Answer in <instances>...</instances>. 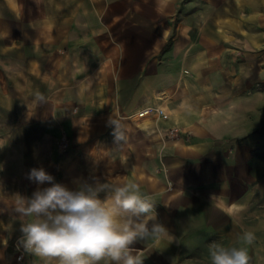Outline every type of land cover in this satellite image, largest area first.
I'll list each match as a JSON object with an SVG mask.
<instances>
[{"label": "crops", "instance_id": "crops-1", "mask_svg": "<svg viewBox=\"0 0 264 264\" xmlns=\"http://www.w3.org/2000/svg\"><path fill=\"white\" fill-rule=\"evenodd\" d=\"M260 8L264 0H0V264H59L18 248L17 196L50 186L28 179L33 168L70 189L138 184L168 231L134 245L144 264H209L211 242L240 246L259 180L244 120L257 103L247 93ZM157 105L167 118L139 114Z\"/></svg>", "mask_w": 264, "mask_h": 264}, {"label": "clouds", "instance_id": "clouds-1", "mask_svg": "<svg viewBox=\"0 0 264 264\" xmlns=\"http://www.w3.org/2000/svg\"><path fill=\"white\" fill-rule=\"evenodd\" d=\"M28 179L50 186L31 197L17 196L15 211L26 218L17 244L25 253L57 258L59 264H144L143 250L134 245L168 232L136 183H83L70 189L43 168L31 169ZM255 239L246 231L237 237L240 246L211 242L209 264H250L248 246Z\"/></svg>", "mask_w": 264, "mask_h": 264}, {"label": "rangeland", "instance_id": "rangeland-1", "mask_svg": "<svg viewBox=\"0 0 264 264\" xmlns=\"http://www.w3.org/2000/svg\"><path fill=\"white\" fill-rule=\"evenodd\" d=\"M259 11L262 13L264 10L260 8ZM258 43L253 58V70L257 69L253 73L255 81L247 93V95H252L257 103H254L252 107V115L250 116L252 119L249 118L244 122L253 127L252 134L248 139L258 157L254 171L259 180L252 188V207L244 212V232L251 231L255 234L256 239L253 246L258 255V264H264V39H259ZM242 61H244V57Z\"/></svg>", "mask_w": 264, "mask_h": 264}, {"label": "built area", "instance_id": "built-area-1", "mask_svg": "<svg viewBox=\"0 0 264 264\" xmlns=\"http://www.w3.org/2000/svg\"><path fill=\"white\" fill-rule=\"evenodd\" d=\"M139 114L141 115H150V114H153V115H156L158 117H161V118H167L168 117V113L166 112L165 108L161 105H157V106H147L143 109H141L139 111ZM172 131V129H170V132ZM23 256V253L20 252L17 254L16 258L17 259H21Z\"/></svg>", "mask_w": 264, "mask_h": 264}]
</instances>
